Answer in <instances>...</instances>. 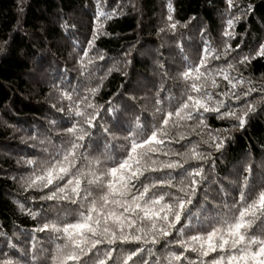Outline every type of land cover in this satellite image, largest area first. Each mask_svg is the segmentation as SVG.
<instances>
[{
  "label": "trees",
  "instance_id": "16d2710c",
  "mask_svg": "<svg viewBox=\"0 0 264 264\" xmlns=\"http://www.w3.org/2000/svg\"><path fill=\"white\" fill-rule=\"evenodd\" d=\"M99 11L115 14L97 19ZM262 45L264 0H233L232 8L227 0H0V261L51 264L62 240L35 229L59 216L71 222L69 210L77 205L42 199L54 190L52 186L25 191V179L36 168L27 161L49 158L71 138L66 130L76 122L91 134L81 149L85 164L107 158L111 165L127 155L126 137L139 132L143 139L160 127L166 132L165 142L154 159L181 163L187 159L186 169L203 168L195 195L189 192L194 215L182 217L183 225L178 224L172 235L157 245H98L114 250L107 264H115L121 250L137 247L145 251L134 259L148 264H157L169 252H184L176 241L209 230L218 214L227 211L224 205L239 199L246 176L254 190L264 186V55H258ZM205 54L207 63L201 68L205 75L199 81H185L181 74L199 66ZM193 82L203 85L213 101L223 100L225 107L219 113L201 109L192 119L179 120L178 126L173 117L164 126L168 112L174 113L187 95H198L191 92ZM94 88L98 91L92 95L89 90ZM250 89L254 90L249 93ZM62 93H72L73 99ZM87 102L94 107H86ZM77 104L84 117L70 113ZM249 104L254 110L243 128L238 119L218 118L226 111L243 115ZM91 115L96 116L94 127L85 123ZM221 139L224 143L217 150ZM194 145L204 159L191 160ZM169 171L146 175L163 177ZM179 171L172 172L174 183L183 179ZM156 191L176 189L163 186ZM184 255L199 264L197 253Z\"/></svg>",
  "mask_w": 264,
  "mask_h": 264
},
{
  "label": "snow or ice",
  "instance_id": "6c2138e0",
  "mask_svg": "<svg viewBox=\"0 0 264 264\" xmlns=\"http://www.w3.org/2000/svg\"><path fill=\"white\" fill-rule=\"evenodd\" d=\"M227 3L229 8L233 7V0H227ZM114 14L99 11L97 19L104 16L111 18ZM233 23V20L229 19L228 28H232ZM170 26L173 29L176 27L175 24ZM99 29L100 25H97L96 31L98 32ZM225 35H231V33L226 32ZM94 39L95 36L92 41H89V47L93 45ZM87 54L88 51L85 50L84 55L87 56ZM258 55H264V45L261 46ZM207 58L208 55L205 54L199 66H190L183 72L181 74L183 79L199 81L205 75L201 68L207 63ZM245 60H248L247 56L240 62L244 63ZM224 78L232 83L226 73ZM212 85L216 86L214 80ZM190 87L191 92L198 95H187V99L174 113L168 112L162 122L164 126H168L173 117H175L173 125L178 126L179 120L192 119L193 113H199L201 109L204 112L219 113L220 109L225 107L223 100L213 101L212 94L203 91V85L193 82ZM232 87L235 88L236 85L233 83ZM253 90L250 89L249 93ZM89 91L95 95L98 89ZM223 95L227 96L228 93ZM62 96L68 100L73 99L72 93H62ZM235 98L240 99L239 96ZM84 100L87 101V97ZM86 107L93 108L94 105L87 102ZM253 110L254 106L249 104L248 112L243 115L237 116L236 112L226 111L218 118L238 119L239 126L243 128L245 118ZM69 111L76 117L86 115L79 104ZM98 114L97 111L96 115ZM95 119L96 116L91 115L85 123L89 127H94ZM200 124L203 125V120ZM66 131L71 138L64 146L50 154L49 158L39 162L27 161L29 165L35 164L36 168L25 179V191L30 188L43 190L52 186L54 190L42 199L57 201V203L68 201L72 205H77L75 209L69 210L74 216L71 222L67 221L65 216H59L35 229L38 232L47 231L52 234L51 238L62 240V243L56 244L51 264H107L113 259L114 250L112 248L101 250L98 245L111 246L117 242L145 246L157 245L161 239L172 235V230L176 229L178 224L183 225L182 217L191 219L194 215L192 195H195L196 186L204 178L203 168L186 169L184 165L188 163L187 159H184L183 163L154 159L153 156L161 151L160 145L165 142L163 136L166 132L163 128H156L143 139L139 138V132L130 134L125 138L130 142V146L125 149L127 155L118 161H113L111 165L107 164V158L104 160L93 158L87 160L85 164L81 149L84 148L83 141L91 134L85 131L79 122L73 123ZM212 140L215 142L216 137H212ZM223 143V139L216 143L217 150ZM197 148L198 145H194L189 150L191 160L204 159ZM174 155L185 157L188 154L174 153ZM165 169L171 171L163 177L150 178L146 175V173L163 172ZM177 169L181 170L177 172V175L183 179L174 183L176 177L172 175V172ZM247 171L250 174L251 169ZM197 177L200 180H197ZM249 178L246 176L244 179L239 199L231 205H224L227 211L218 214L209 230L176 241L184 252L197 253L200 257L199 264H264V186L254 190L249 185ZM65 180L66 182L61 186L60 182ZM163 186L175 188L176 192L156 191ZM189 192L192 195H189ZM29 214L33 217L36 215L33 212ZM184 227L187 226L184 225ZM256 229H259L258 233ZM143 251H145L143 247L127 252L121 250L118 252L115 264H129V262L148 264L147 261L134 259ZM147 251L152 250L149 248ZM184 252H169L163 260H157V264H180L182 259L188 260V264H196L185 256ZM89 253H92V256L85 260L84 257ZM211 253H218V255L210 261H205L203 258L209 257ZM0 264H12V262L4 260L0 261Z\"/></svg>",
  "mask_w": 264,
  "mask_h": 264
}]
</instances>
